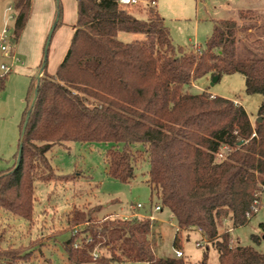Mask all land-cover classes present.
Returning a JSON list of instances; mask_svg holds the SVG:
<instances>
[{"label":"trees","instance_id":"trees-1","mask_svg":"<svg viewBox=\"0 0 264 264\" xmlns=\"http://www.w3.org/2000/svg\"><path fill=\"white\" fill-rule=\"evenodd\" d=\"M75 1L74 32L63 60L50 75L43 57L40 77L30 80L19 124L21 154L17 151L15 164L0 172V210L33 219L35 183L51 180L46 155L54 146L110 144L104 162L111 179L128 183L135 167L148 162L151 199L169 211L178 228L174 250L180 247V232L198 228L217 250L218 264H264V253L232 246L230 237V229L254 216L258 193L264 196V102L253 125L234 101L186 90L204 76L220 80L238 74L247 95L264 96V24L244 27L240 40L236 20H214L203 46L182 48L148 5L141 4L145 17L136 18L131 8L141 5ZM12 8L10 42L15 44L30 0H12ZM250 14L239 12V19ZM120 33L143 39L124 43ZM6 79L7 74L0 76V91ZM102 209L73 212L69 223L87 224L80 234L88 240L75 248L77 235H70L63 243L68 264H192L155 255L149 241L155 223L119 217L97 221ZM259 228L264 236V225ZM251 239L260 241L255 235ZM25 255L19 249L0 252V258L14 260ZM196 264H207L205 252Z\"/></svg>","mask_w":264,"mask_h":264},{"label":"rangeland","instance_id":"rangeland-1","mask_svg":"<svg viewBox=\"0 0 264 264\" xmlns=\"http://www.w3.org/2000/svg\"><path fill=\"white\" fill-rule=\"evenodd\" d=\"M241 1L249 7L256 0ZM259 1L264 8V0ZM219 3L218 0H155L154 9L164 19L175 46L201 47L211 33L212 20L225 19L230 15L223 9H212ZM143 5L131 8L136 18L145 17ZM10 6L12 0H0V32L10 15L6 11ZM30 9V19L17 41L18 45L10 42L22 64L15 63L13 71L7 74L4 90L0 91V172L6 171L16 162L19 124L26 104L27 89L35 73V70L28 68L36 56L42 55V61L46 54V71L54 74L62 54L68 50L76 22L75 0H31ZM250 12L252 14L246 16L245 20H240L239 14L235 19L240 29L237 34L240 40L244 36L241 31L244 27L264 24V9ZM8 26L12 28L13 21L10 20ZM117 38L128 43L140 40L142 36L120 33ZM2 63L9 64L11 61L0 52ZM211 84L212 76L208 75L198 79L186 90L193 93L207 92L234 101L245 109L254 125L264 96L247 95L244 78L238 74L224 75L213 86ZM110 146L104 143H64L63 146H54L47 153L51 180L35 183L33 219L27 222L0 210V252L19 249V254L27 255L16 260L12 257L0 258V264H68L63 243L70 235H77L74 243L81 244L88 240L84 234H80L87 224L73 227L69 223L73 212L102 206L103 209L96 216V220L101 221L104 217L131 219L128 208L133 204H141L143 212L149 211L156 199H151L147 183L148 162H141L135 167L134 178L128 183L111 179L106 175L104 162V153ZM258 197L259 208L254 216L245 226L231 229L230 237L232 246H251L264 253V236L259 228V224L264 225V196L258 193ZM155 216L158 222L153 225L149 236L154 253L159 258L174 257L172 242L178 229L175 220L167 210ZM227 228L226 224L219 231ZM252 235L260 237L259 243L253 242ZM200 240V235L195 231L180 232L178 250L183 253V259L196 264L202 260L205 252L207 264H218L217 250L208 241V244L197 247L196 243Z\"/></svg>","mask_w":264,"mask_h":264},{"label":"built area","instance_id":"built-area-1","mask_svg":"<svg viewBox=\"0 0 264 264\" xmlns=\"http://www.w3.org/2000/svg\"><path fill=\"white\" fill-rule=\"evenodd\" d=\"M118 3L124 6H139L141 4L148 5L152 10L154 9L155 2L149 1V0H118ZM8 15L6 25L0 32V52L2 56L6 59H10L11 63L0 64V71H2V74L0 76L6 75L13 71L15 63H21L20 59L17 58L15 55V52L10 45V38L12 33V28H9L8 23L11 21L14 22L15 14H13V8L12 6L8 7L6 9ZM259 208V202L255 201L252 208L251 213H256L257 209ZM143 209V206L141 204H133L129 206L128 212L130 218H140V219H148L152 224L158 222V219L156 218V214L160 213L162 210L159 205H151L149 211H141ZM247 218H250V214H247ZM127 219V218H125ZM178 230V229H177ZM191 231H195L197 234L200 235L201 240L196 243L197 247H201L204 244L207 243V240L205 236L203 235L202 231L198 228H195ZM79 246L78 243H74V247L77 248ZM97 257L96 254H94V259ZM174 257L177 259H183L184 255L183 253L176 249L174 250ZM138 264V263H136ZM141 264H148V263H141Z\"/></svg>","mask_w":264,"mask_h":264},{"label":"crops","instance_id":"crops-1","mask_svg":"<svg viewBox=\"0 0 264 264\" xmlns=\"http://www.w3.org/2000/svg\"><path fill=\"white\" fill-rule=\"evenodd\" d=\"M33 1L34 0H32V2ZM218 1H220L219 5H217V7H213L212 9L214 11L215 10H220V9L221 10L223 9L225 11H228V14H230V15H229L228 18H225V19H233V20H235L237 18V15L241 11H254V10L262 11L264 9L263 8V3L261 1H259V0H256L255 2H253L254 5L253 6H249V7L247 5H244L243 4V1H241V0H234V1L233 0H218ZM75 3H76V1H75ZM30 8H31V0H30ZM30 11H31V9L29 10V16H28L27 22L30 19V15H31V12ZM158 14H159V12H158ZM221 19L222 18L213 19L212 21H214V20H221ZM49 20L50 19L47 20V25H49ZM74 26H75V24H74ZM74 26H73V29H74ZM73 32H74V30H73ZM142 39H143V37H142ZM142 39H140V40H142ZM19 40H20V38H19ZM19 40H18V42H19ZM16 45H18V43ZM16 51L18 52L19 50L17 49ZM64 55H65V53L62 54V56H64ZM62 56H61V59H60L58 65L60 64V62L63 59ZM41 57H42V55H40V54L38 56H36L35 60H33V63H31L30 67L28 66L29 67L28 69L35 70V71H33V72H35L34 73V77L37 76V75H39L38 74V68H39V65H40V62H41ZM19 64H22V62L19 63ZM50 75H53V74H50ZM190 92H192V91H190ZM210 95L215 96L213 94H210ZM164 210H166V209H164Z\"/></svg>","mask_w":264,"mask_h":264},{"label":"water","instance_id":"water-1","mask_svg":"<svg viewBox=\"0 0 264 264\" xmlns=\"http://www.w3.org/2000/svg\"><path fill=\"white\" fill-rule=\"evenodd\" d=\"M46 60V54H45V56H44V61ZM40 77V75H38V77L37 78H39ZM217 80H218V78L217 77H212V86H213V84L215 83V82H217ZM35 98H36V91H35V94H34V97H33V99H32V103L34 102V100H35ZM20 154H21V144H19V148H18V156H20ZM16 168V167H15Z\"/></svg>","mask_w":264,"mask_h":264}]
</instances>
